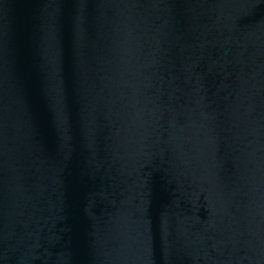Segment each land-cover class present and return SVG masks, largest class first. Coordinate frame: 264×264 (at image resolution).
Segmentation results:
<instances>
[{
  "label": "water",
  "instance_id": "obj_1",
  "mask_svg": "<svg viewBox=\"0 0 264 264\" xmlns=\"http://www.w3.org/2000/svg\"><path fill=\"white\" fill-rule=\"evenodd\" d=\"M0 264H264V0H0Z\"/></svg>",
  "mask_w": 264,
  "mask_h": 264
}]
</instances>
